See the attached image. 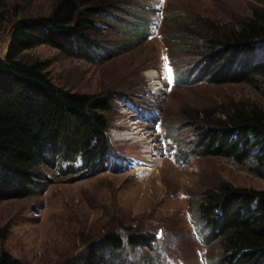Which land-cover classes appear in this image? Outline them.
<instances>
[{
	"label": "rangeland",
	"instance_id": "obj_1",
	"mask_svg": "<svg viewBox=\"0 0 264 264\" xmlns=\"http://www.w3.org/2000/svg\"><path fill=\"white\" fill-rule=\"evenodd\" d=\"M53 1L0 0V57L16 19L47 13ZM261 1L121 0L101 24L105 52L69 55L47 44L26 50V58L48 63L59 86L113 96L107 135L117 154L112 168L92 174L43 165L46 180L30 196L0 201V255L22 264H69L108 231L141 229L158 241L127 249L126 264L135 257L140 264H219V248L202 240L212 232L193 219L195 200L221 181L264 190V177L253 162L196 154L192 120L204 111L219 116L238 102L264 107V94L247 83L197 81L203 70L184 34L202 18L237 25Z\"/></svg>",
	"mask_w": 264,
	"mask_h": 264
},
{
	"label": "trees",
	"instance_id": "obj_2",
	"mask_svg": "<svg viewBox=\"0 0 264 264\" xmlns=\"http://www.w3.org/2000/svg\"><path fill=\"white\" fill-rule=\"evenodd\" d=\"M120 1L54 0L49 12L21 16L13 23L8 52L0 57V201L30 196L46 180L39 171L43 165L92 174L112 163L117 153L107 134L113 96L59 86L50 77L47 62L24 54L43 44L69 55L105 52L110 47L101 24L114 16ZM261 2L237 25L202 18L196 27L185 30V46L203 70L197 81L247 83L264 94ZM220 111L219 116L197 113L192 120L197 128L196 154L222 156L240 165L253 162L264 177V107L238 102ZM192 208L197 227L212 232V237L202 240L219 248V264H264V190L221 181L205 190ZM134 230L108 231L69 264H115L116 260L126 264L127 249L136 251L158 241L150 232ZM0 264L22 263L3 252ZM132 264L140 261L135 257Z\"/></svg>",
	"mask_w": 264,
	"mask_h": 264
},
{
	"label": "snow or ice",
	"instance_id": "obj_3",
	"mask_svg": "<svg viewBox=\"0 0 264 264\" xmlns=\"http://www.w3.org/2000/svg\"><path fill=\"white\" fill-rule=\"evenodd\" d=\"M164 69H165V75H166V82L171 84V82H172V69L169 68L167 65V58H165Z\"/></svg>",
	"mask_w": 264,
	"mask_h": 264
},
{
	"label": "bare ground",
	"instance_id": "obj_4",
	"mask_svg": "<svg viewBox=\"0 0 264 264\" xmlns=\"http://www.w3.org/2000/svg\"><path fill=\"white\" fill-rule=\"evenodd\" d=\"M138 132H139V131H134L133 134H137L136 136H139V135H138ZM131 134H132V133H131ZM134 137H135V135H134ZM139 138H140V137H139ZM138 166H139V167H142L141 169H146V168H144V167H145L144 164H138ZM139 170H140V169H139ZM142 171H143V170H142ZM53 228H54V227H53ZM53 245H54V244H53ZM47 248H48V247H47Z\"/></svg>",
	"mask_w": 264,
	"mask_h": 264
}]
</instances>
